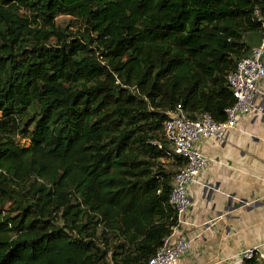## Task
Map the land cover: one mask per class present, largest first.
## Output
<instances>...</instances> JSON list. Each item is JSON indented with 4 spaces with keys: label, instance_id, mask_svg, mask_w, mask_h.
<instances>
[{
    "label": "trees",
    "instance_id": "16d2710c",
    "mask_svg": "<svg viewBox=\"0 0 264 264\" xmlns=\"http://www.w3.org/2000/svg\"><path fill=\"white\" fill-rule=\"evenodd\" d=\"M263 39L264 0H0V264L146 262L177 221L165 120L222 121Z\"/></svg>",
    "mask_w": 264,
    "mask_h": 264
},
{
    "label": "crops",
    "instance_id": "0c3cea01",
    "mask_svg": "<svg viewBox=\"0 0 264 264\" xmlns=\"http://www.w3.org/2000/svg\"><path fill=\"white\" fill-rule=\"evenodd\" d=\"M261 86L257 111L239 116L224 143H199L210 161L187 186L191 204L175 235L186 234L191 247L180 264H232L244 248L264 249V78Z\"/></svg>",
    "mask_w": 264,
    "mask_h": 264
},
{
    "label": "built area",
    "instance_id": "2783aa9c",
    "mask_svg": "<svg viewBox=\"0 0 264 264\" xmlns=\"http://www.w3.org/2000/svg\"><path fill=\"white\" fill-rule=\"evenodd\" d=\"M264 39L251 54L241 58L226 76V82L234 103L225 109L222 121L214 120L203 113L195 120L186 116L180 104L163 124V137L170 143L175 153L184 160L173 180L169 203L176 212V225L156 252L142 264H180L181 257L189 251L191 239L186 234H176L183 224L182 215L189 210L191 201L187 186L198 180L199 175L209 164V157L201 151L199 143L213 138L222 144L227 134L237 126V119L252 110L257 111L255 99L263 93L261 80L264 78ZM256 259L264 262V249L260 246L240 250L232 264H245V260ZM203 264H220L206 262Z\"/></svg>",
    "mask_w": 264,
    "mask_h": 264
},
{
    "label": "rangeland",
    "instance_id": "374dc122",
    "mask_svg": "<svg viewBox=\"0 0 264 264\" xmlns=\"http://www.w3.org/2000/svg\"><path fill=\"white\" fill-rule=\"evenodd\" d=\"M54 23L55 26L57 27H68L69 29H73V26H76L77 23L75 22V20L73 18H71L70 16L67 15H58L55 17L54 19ZM21 142H23V140H21Z\"/></svg>",
    "mask_w": 264,
    "mask_h": 264
},
{
    "label": "water",
    "instance_id": "95a60500",
    "mask_svg": "<svg viewBox=\"0 0 264 264\" xmlns=\"http://www.w3.org/2000/svg\"><path fill=\"white\" fill-rule=\"evenodd\" d=\"M228 204H229V201H228Z\"/></svg>",
    "mask_w": 264,
    "mask_h": 264
}]
</instances>
